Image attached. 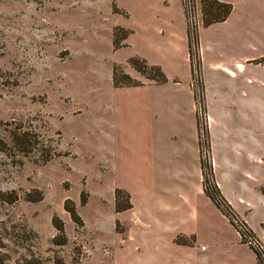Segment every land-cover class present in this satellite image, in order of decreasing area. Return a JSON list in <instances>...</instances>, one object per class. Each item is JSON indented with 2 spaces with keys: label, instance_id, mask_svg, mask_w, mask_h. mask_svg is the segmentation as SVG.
I'll return each instance as SVG.
<instances>
[{
  "label": "rangeland",
  "instance_id": "obj_1",
  "mask_svg": "<svg viewBox=\"0 0 264 264\" xmlns=\"http://www.w3.org/2000/svg\"><path fill=\"white\" fill-rule=\"evenodd\" d=\"M111 5L112 0H0V264H112L115 190L121 201L129 200L126 183L133 175L124 160L129 120L112 115ZM184 12L193 40L191 55L188 38L190 86L202 173L212 190L217 184L199 57L201 40L210 33L198 35L205 18L201 0ZM176 15L180 36L183 23ZM255 16L264 18V9H255ZM255 50L262 61L264 40L255 41ZM183 54L174 57L179 78L186 75ZM262 76L255 72L256 99L264 94ZM175 90L166 84L164 101ZM257 140L263 146L264 101H255ZM259 162L264 165V152ZM218 203L245 222L225 199ZM72 205L79 222L66 209Z\"/></svg>",
  "mask_w": 264,
  "mask_h": 264
},
{
  "label": "crops",
  "instance_id": "obj_2",
  "mask_svg": "<svg viewBox=\"0 0 264 264\" xmlns=\"http://www.w3.org/2000/svg\"><path fill=\"white\" fill-rule=\"evenodd\" d=\"M218 1L230 4V13L222 21L201 24L198 31L199 38L202 30L210 33L201 40L199 57L213 177L234 213L263 239L264 165L259 155L264 144L255 141V101H264V94L255 98V72L264 83V57L255 58V41L264 40V18L256 17L255 9H264V0ZM176 14L183 23L180 36ZM110 15L112 115L129 120L124 160L133 175L126 183L130 207L114 208L111 263L261 264L203 185L182 0H112ZM116 28L127 31L117 47ZM181 50L184 78L175 72L174 57ZM132 57L159 67L166 80L145 77L130 64ZM115 66L138 84L115 86ZM170 82L176 90L171 101H164V86Z\"/></svg>",
  "mask_w": 264,
  "mask_h": 264
},
{
  "label": "trees",
  "instance_id": "obj_3",
  "mask_svg": "<svg viewBox=\"0 0 264 264\" xmlns=\"http://www.w3.org/2000/svg\"><path fill=\"white\" fill-rule=\"evenodd\" d=\"M202 7H203V14L205 15V18L202 20V24L204 26L210 25L214 22L222 21L224 20L228 14L231 11V5L228 3H223L218 0H201ZM114 10H116L115 7H113ZM127 34V31H125L122 28H116L113 32V44L115 47L120 45V40L123 39ZM189 44H190V53H191V46L193 45V40L192 37L190 36V30H189ZM192 55V53H191ZM130 64H132L137 70H139L145 77L154 79L156 81H165L166 77L163 74V72L160 70L159 67H153L147 65L143 60L137 58V57H132L129 59ZM147 67L150 69V71L147 70ZM151 70L156 73L151 74ZM113 84L115 86H131V85H137L138 82L132 79L128 74L122 72L119 67H114L113 68ZM203 165V164H202ZM204 175V187L206 193L215 201V203L219 206L221 201H224V198L220 195V192L218 191L217 187L214 185L212 190H208L207 187V182L209 180L206 172L203 171ZM216 191V193L214 192ZM262 192H264V186L262 187ZM123 197V196H122ZM127 201H121V191L120 190H115V200H116V210H123L128 207H130V202L128 200V196H126ZM227 205V204H226ZM67 211L70 213L72 219L76 222H79V216L75 211L74 206L72 205L71 207L66 208ZM222 212L228 216L231 211L229 210V206L227 205L225 209L222 210ZM54 220L56 218H53V224L59 231H63V226L61 223H54ZM56 241V239L54 238ZM61 243V242H60ZM254 251L257 254V257L260 261L261 264H264V259L260 256L259 252L254 249ZM64 264V263H61Z\"/></svg>",
  "mask_w": 264,
  "mask_h": 264
},
{
  "label": "built area",
  "instance_id": "obj_4",
  "mask_svg": "<svg viewBox=\"0 0 264 264\" xmlns=\"http://www.w3.org/2000/svg\"><path fill=\"white\" fill-rule=\"evenodd\" d=\"M183 6L185 9L189 11L190 4L194 3V0H182ZM190 23H192L190 19ZM228 217L231 219V222L239 235L241 241L246 243L247 245L251 246L253 249L257 250L260 256L264 259V242L263 240L256 239L253 237L252 232L250 231L247 224L237 217H234L232 213H229Z\"/></svg>",
  "mask_w": 264,
  "mask_h": 264
}]
</instances>
